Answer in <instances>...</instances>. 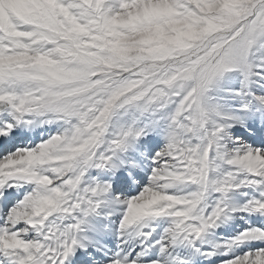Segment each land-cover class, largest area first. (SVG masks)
Segmentation results:
<instances>
[{
	"label": "snow or ice",
	"instance_id": "obj_1",
	"mask_svg": "<svg viewBox=\"0 0 264 264\" xmlns=\"http://www.w3.org/2000/svg\"><path fill=\"white\" fill-rule=\"evenodd\" d=\"M0 264H264V0H0Z\"/></svg>",
	"mask_w": 264,
	"mask_h": 264
}]
</instances>
